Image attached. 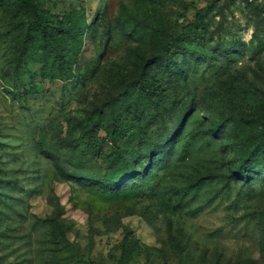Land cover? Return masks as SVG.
<instances>
[{
	"label": "rangeland",
	"instance_id": "obj_1",
	"mask_svg": "<svg viewBox=\"0 0 264 264\" xmlns=\"http://www.w3.org/2000/svg\"><path fill=\"white\" fill-rule=\"evenodd\" d=\"M34 1L59 55L0 0V264H264V0Z\"/></svg>",
	"mask_w": 264,
	"mask_h": 264
},
{
	"label": "trees",
	"instance_id": "obj_2",
	"mask_svg": "<svg viewBox=\"0 0 264 264\" xmlns=\"http://www.w3.org/2000/svg\"><path fill=\"white\" fill-rule=\"evenodd\" d=\"M17 3L20 7L25 8L32 15V19L27 23L26 26L24 49L31 40L32 34H36L45 45L53 47L55 53L59 55V39L57 37L62 36V30H58L57 28L50 25L48 21H44L42 19L38 13L39 9L37 8L34 0H18ZM179 42V37L172 39V43L177 44ZM167 45L170 47V44ZM22 53H24V50ZM137 89L150 99L157 98L165 91L162 88L160 82H158L153 75H149L144 67L141 68L140 76L137 81ZM238 119L240 120V123L242 122L249 125L253 121V118L244 116L242 113L239 114ZM241 149L242 157L240 159L239 165L235 168L233 175L238 179H246L248 178V172L250 169L259 171L264 175V134L258 138H246V140L241 145ZM116 158L121 159L120 154H117ZM112 164L113 160L111 161L110 165ZM132 174L133 173L126 171L123 174L112 178L111 181L114 184H120V182L122 183V178ZM259 216L261 217L264 228V213H260Z\"/></svg>",
	"mask_w": 264,
	"mask_h": 264
},
{
	"label": "built area",
	"instance_id": "obj_3",
	"mask_svg": "<svg viewBox=\"0 0 264 264\" xmlns=\"http://www.w3.org/2000/svg\"><path fill=\"white\" fill-rule=\"evenodd\" d=\"M255 1H257V0H249V2H255Z\"/></svg>",
	"mask_w": 264,
	"mask_h": 264
}]
</instances>
